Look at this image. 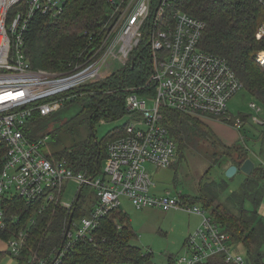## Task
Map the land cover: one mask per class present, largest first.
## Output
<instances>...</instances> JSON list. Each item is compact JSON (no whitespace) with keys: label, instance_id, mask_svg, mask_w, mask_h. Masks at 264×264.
<instances>
[{"label":"built area","instance_id":"2783aa9c","mask_svg":"<svg viewBox=\"0 0 264 264\" xmlns=\"http://www.w3.org/2000/svg\"><path fill=\"white\" fill-rule=\"evenodd\" d=\"M153 1L111 0L112 17L105 25L104 36L80 54V62L64 73H56L34 69L25 42L37 16L57 17L68 1L0 0V138L7 150L0 169V227L6 226L4 204L14 196L27 203L61 200L70 208L72 203L62 199L69 182L79 184L80 190L90 186L96 191L97 201L89 214L72 220L54 264L61 262L79 240L89 237L103 217L121 209L124 197L138 209L182 208L202 218L185 243L188 254L179 257L177 263L208 264L221 256L228 263L247 264L246 256L232 248L230 235L208 210L199 204L184 203L180 195L169 190L156 193L157 186L146 168L147 163L169 168L180 157L179 145L164 124V108L229 120L233 117L230 98L245 87L228 60L201 47L204 20L183 9L169 12L176 0H162L160 6L159 0L158 9L153 7ZM148 21L153 57L149 83L155 90L145 95L132 92L126 97L130 119L124 135L108 144L102 176L76 171L66 159H51L43 149L50 136L33 139L27 133L35 112L49 116L59 111L67 100L74 98L67 93L108 77L114 66L127 65ZM262 34L264 29L258 37ZM261 55L260 52L257 60L264 65ZM148 98L153 101L152 107H148ZM251 107L260 110L254 102ZM256 122L264 124L261 117ZM241 124L242 120L236 118L235 125ZM25 237L24 232L12 237L5 241L7 249L0 247V251L19 253ZM3 241L0 237V244Z\"/></svg>","mask_w":264,"mask_h":264},{"label":"trees","instance_id":"16d2710c","mask_svg":"<svg viewBox=\"0 0 264 264\" xmlns=\"http://www.w3.org/2000/svg\"><path fill=\"white\" fill-rule=\"evenodd\" d=\"M67 1L61 15L37 16L28 30L25 46L34 69L66 72L81 61L80 54L96 45L106 31L102 20L111 12V0ZM158 2L159 0L153 1L154 8ZM176 9H183L205 21L201 47L228 60L248 92L264 104V65L257 60L259 53L264 51V34L258 37L264 27V2L176 0L169 12ZM150 27L151 21H148L143 27L142 40L130 54L127 65L114 70L102 80L82 85L67 93L82 105V121L91 126V129H94L97 121L108 122L126 115L128 111L125 100L130 93H154L155 87L149 83L153 74ZM73 100H67L65 104ZM162 115L164 124L175 137L179 149L186 148L185 143L192 136L199 137L201 129L206 125L205 122L197 121L195 116L172 108H164ZM55 117V112L49 116L35 112L27 133L33 139L51 136L45 131L53 118L57 120ZM245 117L246 115L242 118ZM126 125L115 128L102 140H98L93 131L82 141L63 144L58 139L54 143L57 149L47 155L51 159H66L76 171L98 176L101 172L100 161L105 160L108 154V144L124 135ZM6 151L5 143L0 138V169L3 167ZM228 151L227 157L238 167L249 158L248 146L240 141L230 144ZM229 158L224 159V164ZM218 186L221 190L215 191L211 185L201 183L197 196L180 194V197L184 203L199 204L208 210L215 222L230 235L229 243L232 248L235 249L238 243L244 247V255L250 260V264H264V216L259 213L264 195V164L257 165L225 202L217 200L222 192L229 189L226 179L223 178ZM86 189L88 188L84 186L80 190V197L79 193L70 208L65 207L61 200L27 203L16 196L8 199L4 204L6 226L0 227V237L8 241L24 232L26 240L17 254L10 250L0 251V262L11 256L15 258L16 264H54L66 242L64 235L70 217L73 215L72 220L80 219L90 212V209H83L82 206ZM231 203H238V213L227 207L226 204ZM247 204H252L251 208ZM100 221L91 235L85 240H79L58 264H151L153 252H145L134 243L137 234L121 209L108 213ZM169 261L173 262L174 259L169 258ZM208 264L235 263H228L219 256L208 261Z\"/></svg>","mask_w":264,"mask_h":264},{"label":"rangeland","instance_id":"374dc122","mask_svg":"<svg viewBox=\"0 0 264 264\" xmlns=\"http://www.w3.org/2000/svg\"><path fill=\"white\" fill-rule=\"evenodd\" d=\"M123 5L126 6L127 3L124 2ZM113 22L114 20H112ZM263 29L264 27L260 31L262 32ZM118 30L119 26L117 28ZM113 68L115 70L119 69L117 66ZM148 101V107H152L153 101L149 100V98ZM252 102L260 106L258 112L251 107ZM81 106L80 103H76L73 100L55 112V119L57 120L53 118L45 131L47 134H51L47 140L48 144L43 148L46 154L51 155L57 149L54 143L58 139L63 144L82 141L92 134L91 132L93 131L95 132L94 135L96 138L102 140L110 135L115 128L126 125L130 119L129 114H126L121 118L111 119L108 122L97 121L93 126L94 129H91V126H87L82 121V114H80ZM229 110L233 117L227 121L219 120L212 122L213 120L211 121L210 119L212 116L206 114L195 115L194 118H197L196 120L199 122H205L210 127V130L204 125L199 137L192 136L186 141V148L180 149L179 160L171 165V167L156 168L151 163L146 164V168L150 172V175H152L153 182L157 186L154 189L156 193H163L169 190L174 195L182 194L187 196V194H191L197 196L200 193L201 183L211 185V188L215 191H220L221 188H219L218 184L223 182V178H225L229 189L222 192L217 200L225 202L233 190L240 188L239 185L245 179L246 175L243 176L240 172L231 178L226 176L224 172L225 168L234 164L232 159L227 157L229 153L228 146L230 144L217 133L215 128L223 126L228 130L230 129L232 131L231 135L235 134L238 136L239 141L245 143L249 149H252V147H255L256 150L262 149L264 148V124L256 121L258 117L264 120V104L254 98L246 87H243L230 98ZM245 115L246 117L242 118ZM236 118L243 120L241 125H235ZM210 123H214V129ZM227 158L230 160H227V163L224 164L223 161ZM100 162L101 172L98 175L102 176L101 173L106 162L103 159ZM86 187L88 189L84 190L85 200L84 203L82 202V206L83 209H91L97 201L96 191L90 186ZM79 190V184L69 182L64 190L63 201L68 204L73 203L78 197ZM215 203L217 204V202ZM121 205V210L128 216V220H130V224L137 234L134 243L145 252H153L154 259L151 264H179L177 263V259L188 254L184 241L190 232L200 225L202 218L188 211L186 212L182 208H173V210L169 211L162 210L159 207L138 209L125 197L121 199ZM226 205L231 211L239 212L240 206H238V203ZM247 206L251 208L252 204H247ZM6 246L7 243L5 241L0 244V247L4 249H7ZM235 246V251L245 254L242 245L238 243ZM169 258H173L174 261L170 262ZM0 264H16V260L14 257L7 256Z\"/></svg>","mask_w":264,"mask_h":264},{"label":"crops","instance_id":"0c3cea01","mask_svg":"<svg viewBox=\"0 0 264 264\" xmlns=\"http://www.w3.org/2000/svg\"><path fill=\"white\" fill-rule=\"evenodd\" d=\"M241 118V117H240ZM211 119V121L212 122H214V121H219L218 119H212V118H210ZM243 121V120H242ZM211 124V126H212V128L214 129V127H213V125H214V123H210ZM215 130L217 131V133L228 143V144H232V143H234V142H236V141H239V138H238V136H236L235 134L234 135H231V133H232V131H230V129L228 130V129H226V128H224L223 126H219L218 128H215ZM249 149V148H248ZM252 155V156H251ZM253 161H254V163H255V167L258 165V162H260V163H262V164H264V148H262V149H257L256 150V148L255 147H252V149H249V155H248ZM258 160V161H257ZM259 163V164H260ZM230 166V165H229ZM229 166H227V168L229 167ZM227 168H225V171H226V169ZM224 171V172H225ZM241 171H237V173H240ZM242 174H243V176H247L248 174H244L243 172H241ZM236 175V174H235ZM234 175V176H235ZM245 176V177H246ZM242 180V179H241ZM262 203H261V206L259 207V213H260V215H262V216H264V195H263V198H262ZM187 239H188V237H186V239H185V243H186V241H187ZM185 243H184V245H185Z\"/></svg>","mask_w":264,"mask_h":264},{"label":"water","instance_id":"95a60500","mask_svg":"<svg viewBox=\"0 0 264 264\" xmlns=\"http://www.w3.org/2000/svg\"><path fill=\"white\" fill-rule=\"evenodd\" d=\"M161 3H162V0H160L159 6H160ZM158 7L156 9H158ZM111 17H112V14H110L108 12V14H106L103 17L102 24L107 25L109 23ZM110 27H111V25H110ZM254 168H255V163L249 157V158H247L245 160V162L240 167H238L236 164H231L226 169L225 173H226V176L228 178L233 177L237 173L238 170L241 171V172H243L244 174L246 173V174L250 175V174H252V171H253ZM80 195H81V193L79 194V197H80ZM72 219H73V215L70 217V220H69L70 223L68 224V227H67L66 232H65V235H64L65 238L67 237L66 235H67L68 231L70 230V227H71V224H72ZM246 261H247V264H250V260L249 259H247Z\"/></svg>","mask_w":264,"mask_h":264},{"label":"bare ground","instance_id":"6f19581e","mask_svg":"<svg viewBox=\"0 0 264 264\" xmlns=\"http://www.w3.org/2000/svg\"><path fill=\"white\" fill-rule=\"evenodd\" d=\"M261 54H262L261 57L264 59V52L262 51Z\"/></svg>","mask_w":264,"mask_h":264}]
</instances>
